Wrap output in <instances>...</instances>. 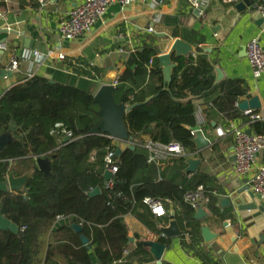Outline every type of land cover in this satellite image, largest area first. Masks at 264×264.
<instances>
[{
  "label": "trees",
  "instance_id": "trees-1",
  "mask_svg": "<svg viewBox=\"0 0 264 264\" xmlns=\"http://www.w3.org/2000/svg\"><path fill=\"white\" fill-rule=\"evenodd\" d=\"M34 3L30 0L31 5ZM173 36L196 46V53L171 58L176 66L169 84L164 82L158 65L159 51L153 36L130 53L133 68L125 66L117 78L114 99L130 107L125 125L133 151L128 144L105 135H89L99 121L92 92L34 75L11 87L0 99V137L9 138L0 153V183L9 174L22 177L31 173L22 192L0 191V216L19 229L17 235L0 231V264H118L124 259L126 264H146L151 258L143 242L129 251L123 222L125 216H133L159 234L143 205L146 198L172 202L177 209L173 220L181 229L183 246L193 250L202 264H216L201 247V221L194 218L195 210L184 196L202 186L208 200L205 209L210 214L206 221L220 223L226 217L215 206L221 193L207 185L209 178L201 172L189 178L182 175L189 154L203 160L192 144L196 121L189 97L206 96L213 90L211 66L197 47L203 43L198 33L175 30ZM81 70L74 68L73 72L96 78ZM229 96L234 100L237 95ZM252 127L255 133L264 132L261 123ZM62 128L71 133L69 139L62 136ZM147 142L177 143L184 149V157L173 159L174 173L180 181L177 177H152L161 172L147 163ZM117 149L121 150L113 162L117 172L109 185L104 180V159L110 152L115 155ZM38 159L48 163L49 176L37 170ZM94 189L100 193L88 196ZM73 224L82 227L91 251H86L80 235L70 229ZM158 242L168 243L161 237ZM125 250L128 254L124 257Z\"/></svg>",
  "mask_w": 264,
  "mask_h": 264
},
{
  "label": "crops",
  "instance_id": "crops-1",
  "mask_svg": "<svg viewBox=\"0 0 264 264\" xmlns=\"http://www.w3.org/2000/svg\"><path fill=\"white\" fill-rule=\"evenodd\" d=\"M43 1L44 6L39 0H34L33 6L30 0H0V13L3 15L0 18V43L4 42L3 47L0 45V71L9 72L11 60L23 50L46 54L48 51L56 53L59 47L66 60L61 63L56 55H52L39 66L22 62L18 72H10L11 76L0 77V99L11 87L20 84L29 71L50 82L92 92L94 95L102 85L116 83L126 66L121 60L111 59L110 55L116 52L130 55L140 49L149 36H153L145 30L146 25H150V28L160 25L159 32L162 35L175 30L195 31L203 39V43L197 47L210 63L209 77L213 90L206 96H191L189 100L195 106L196 125L209 141L210 147L201 152L202 161L194 154H189L188 159L199 160L195 172H201L209 178L207 185L221 193L217 199L248 186V178L239 177L234 171L232 131L240 129L254 132L244 112L239 111L237 105L255 95L260 99L264 98V73L258 80L253 79L245 52L246 45L255 38L259 39L264 49V24L255 9L260 3L259 0L241 11L236 10V5H225L221 0H209L205 6L204 18L193 16L194 11L189 8L186 0H160L154 8L141 3L127 8L112 5L103 21L95 25L89 34L74 41L60 39L58 22L66 12L83 0ZM177 38L172 34V41ZM155 39L154 47L159 51V56L167 53L170 44L165 43L164 38ZM191 47L194 51L192 55H195L196 46ZM205 49H211V53H205ZM74 68H80L96 78L92 80L87 76L77 75L73 72ZM215 68L221 70L222 78L219 80ZM230 93L237 95L234 100H230ZM258 112L264 115V110ZM174 158L177 157L154 165L161 173L152 177L155 180H159L161 175L166 179L177 177V173H174ZM258 164L264 165V153L258 156ZM187 167L186 164V169ZM185 170L182 175L186 178L194 174H187ZM177 180L180 181V177ZM163 203L169 215L162 219L152 217L159 234H154L133 216L127 215L123 218L128 238L131 239L129 251L139 242H158L159 237L163 238L160 229L173 221L177 210L172 202ZM205 206L204 204L201 208L206 216L199 221L201 227L206 226L216 235V239L209 244L202 240L201 247L209 252L216 264H264V252L250 243L239 219L232 218L229 210L222 213L216 206L218 213L226 216L225 220L220 223L215 220L206 221L210 214ZM177 227L181 232L178 225ZM167 241L161 264H202L193 250L183 246L181 237ZM187 241L186 238L185 242ZM145 249L151 258L146 264H158L147 247ZM126 263L124 259L118 264Z\"/></svg>",
  "mask_w": 264,
  "mask_h": 264
},
{
  "label": "water",
  "instance_id": "water-1",
  "mask_svg": "<svg viewBox=\"0 0 264 264\" xmlns=\"http://www.w3.org/2000/svg\"><path fill=\"white\" fill-rule=\"evenodd\" d=\"M255 0H253L254 2ZM252 3L244 2L236 5V10L241 11L245 8H249ZM193 16H198V12L194 11ZM199 17V16H198ZM200 18V17H199ZM150 25H146L145 30H148ZM153 30V36L157 39L164 38V42L170 44L169 51L158 56V63L161 68L164 82L169 84L171 81L172 71L175 68L171 60L172 57L180 58L187 57L194 53L191 45L177 38L172 41V34L170 32L164 33L162 35L159 32L160 25H153L151 27ZM1 47L4 46V42L0 43ZM264 51V49H263ZM205 53L210 54L211 49H205ZM110 58L116 61H123L126 66L133 68V63L131 56L126 52H116L110 55ZM217 79L222 78L221 70L215 68ZM10 72L4 70L0 71L1 76H11ZM116 91V86L107 84L102 85L96 93L93 95V101L98 107L96 116L99 121L97 125L89 132L90 136L105 135L109 139L117 141L119 143L128 144L127 148L131 151L134 147L129 143L131 137L125 125V117L130 111V107L122 103H116L114 99V92ZM237 108L241 112L251 111L258 112L264 110V98L260 99L258 96H253L248 100L242 101L237 105ZM194 134L192 139V144L194 145L196 152H202L210 147L209 141L203 136L202 131L199 126L192 128ZM249 134V131H247ZM9 138L7 136L0 137V153L4 150ZM121 153L120 149H117L115 156H119ZM186 157L185 163L187 164V169L185 172L187 174L195 173L196 168L199 165V160L192 161ZM37 170L42 172L45 176H49V166L48 163L43 159H38L36 161ZM31 173H27L22 177H15L13 174H9L4 182L0 183V191L2 192H22L24 185ZM112 175L109 172H105L104 180L106 183L110 182ZM100 193L99 189H94L88 193V196L94 197ZM221 212L224 213L225 210H229V214L232 218L239 219L241 225L243 226L250 243L257 248V250H262L264 252V201L261 200L259 196L254 195L249 186L241 187L234 193L228 196L220 197L217 199V205ZM205 213L202 208H198L194 215L196 220H201L205 218ZM234 216V217H233ZM70 229L76 234L80 235V241L85 247L86 251H91V246L84 235H82V227L80 225H71ZM0 231H9L10 233L17 235L19 232L18 227L8 221L7 219L0 216ZM161 236L166 240H172L174 238L181 237L182 233L177 227L176 222L171 221L167 227L160 229ZM201 238L205 244L211 243L216 239V235H213L206 226L201 227ZM131 239H129L130 241ZM144 246L147 247L149 253L152 255L154 260L158 264H161V257L165 250V245L158 242H146Z\"/></svg>",
  "mask_w": 264,
  "mask_h": 264
},
{
  "label": "built area",
  "instance_id": "built-area-1",
  "mask_svg": "<svg viewBox=\"0 0 264 264\" xmlns=\"http://www.w3.org/2000/svg\"><path fill=\"white\" fill-rule=\"evenodd\" d=\"M208 1L186 0L189 8L197 11L200 18L205 17V6ZM259 1L260 3L255 9L264 24V0ZM39 2L44 6L43 0H39ZM221 2L225 5H237L244 2L252 3L253 0H221ZM137 3L148 4L151 8H154L160 3V0H83L59 19L58 34L60 39L62 41H74L89 34L95 25L103 21L108 9L112 5L127 8ZM0 18H3L2 13H0ZM147 32L153 34L151 28ZM245 52L251 66L253 79L258 80L264 73V51L259 39L255 38L251 40L246 45ZM52 55H56V59L61 63H64L66 60L65 56L60 52L59 47L56 53L48 51L46 54H41L38 51L23 50L11 60L8 71L11 73L18 72L22 62H29L35 66H39ZM149 65H152V61L149 62ZM33 76L32 71L27 72L20 84ZM113 86H116V83ZM244 116L250 125L258 122L264 127V115L262 113L246 111L244 112ZM60 127L58 126V128ZM61 134L66 139H69L71 136V133L64 128H62ZM232 134L234 137V171L239 177H247L250 191L264 201V165H257L258 156L264 153V133H255L250 130L249 134H247L244 130L235 129L232 131ZM192 135L194 136L193 132ZM145 148L148 153L147 163L153 165H157L158 162L171 157H184L186 155L184 149L177 143L160 145L147 142ZM114 157V153L110 152L104 159L105 172H109L112 178L117 172L116 167L113 165ZM110 182H108L109 185ZM184 201L194 210H197L206 204L208 200L205 196L204 188L198 186L195 190L185 194ZM143 205L154 219H162L169 215L162 200L146 198L143 200ZM127 253L125 250L123 256H126Z\"/></svg>",
  "mask_w": 264,
  "mask_h": 264
}]
</instances>
